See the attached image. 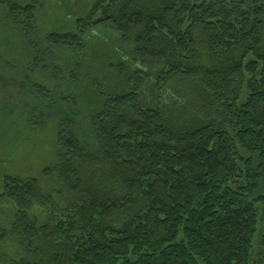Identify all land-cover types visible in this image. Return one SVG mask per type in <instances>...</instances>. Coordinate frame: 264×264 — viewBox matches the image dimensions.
I'll use <instances>...</instances> for the list:
<instances>
[{
  "label": "trees",
  "instance_id": "16d2710c",
  "mask_svg": "<svg viewBox=\"0 0 264 264\" xmlns=\"http://www.w3.org/2000/svg\"><path fill=\"white\" fill-rule=\"evenodd\" d=\"M0 5V111L56 125L40 179L2 176L0 264H264V0H93L43 50L36 1Z\"/></svg>",
  "mask_w": 264,
  "mask_h": 264
},
{
  "label": "rangeland",
  "instance_id": "374dc122",
  "mask_svg": "<svg viewBox=\"0 0 264 264\" xmlns=\"http://www.w3.org/2000/svg\"><path fill=\"white\" fill-rule=\"evenodd\" d=\"M2 0H0L1 2ZM26 4L36 1V12L34 14V30L30 34V41L37 45L41 50L47 48L44 38L47 33L73 31L75 21L84 17L93 0H13ZM5 17L3 6L0 5V35L2 28H5L8 22L3 25L2 19ZM16 31V30H14ZM100 33H106L110 40L117 41V33L110 28L104 27L99 30ZM98 37L89 35L87 41V53L93 55L94 49L98 48ZM54 48L50 50L53 55ZM49 53V55H51ZM17 55L21 52L17 51ZM56 59H68L70 56H80L79 54L68 50H56L54 52ZM92 61V57L87 58ZM20 69L24 68V63L16 64ZM20 75L17 72V76ZM35 80L41 82L37 77ZM105 84V83H104ZM5 85V83H3ZM106 85V84H105ZM6 92H9L8 89ZM5 113L0 111V192L1 179L3 175H13L22 178H41L42 170L53 164L56 154V125L55 121L50 119L40 124H26L23 122L10 123L16 119L15 114L11 120L4 117ZM37 115V114H36ZM6 116V115H5ZM5 119V120H4ZM8 120V121H7ZM13 123V122H12ZM14 215V208L11 203L0 200V230L9 227ZM264 234V221H259L258 231L255 235L252 257L257 254V243L261 235ZM16 245L8 240L0 241V255L5 253L18 259V253L15 251ZM17 249V248H16ZM10 253H9V252ZM8 257V256H7ZM5 259V258H4ZM1 262V261H0Z\"/></svg>",
  "mask_w": 264,
  "mask_h": 264
}]
</instances>
